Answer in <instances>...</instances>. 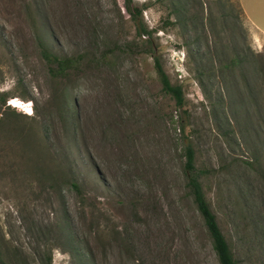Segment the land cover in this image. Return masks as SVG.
Instances as JSON below:
<instances>
[{"label":"rangeland","instance_id":"rangeland-1","mask_svg":"<svg viewBox=\"0 0 264 264\" xmlns=\"http://www.w3.org/2000/svg\"><path fill=\"white\" fill-rule=\"evenodd\" d=\"M133 1L150 47L123 0H0L6 264H219L191 177L237 264H264V38L239 0Z\"/></svg>","mask_w":264,"mask_h":264},{"label":"trees","instance_id":"trees-1","mask_svg":"<svg viewBox=\"0 0 264 264\" xmlns=\"http://www.w3.org/2000/svg\"><path fill=\"white\" fill-rule=\"evenodd\" d=\"M156 2L161 0H155ZM158 3V4H159ZM123 7L124 11L128 14L130 20L133 22L135 26V34L139 37L141 36H147V40L145 41L147 47H150L149 43V37L152 34V30L148 29V27L144 24V22L141 20L142 12H143V6H139L134 3L133 0H123ZM154 50V49H153ZM151 51V57L154 61V67L156 74L158 76L159 82L161 84V88L166 93H169L175 100L176 104L181 107L184 105V96H183V89L181 85L178 84H172L166 75V73L163 70V67L158 59V57L154 54V51ZM41 55L43 58L47 59L48 61L56 60L57 64L62 67V63H60L57 56L51 54L48 52L45 47H41ZM195 77L202 88V90H205V81H209V75L204 69H200L199 67L195 69ZM6 97L4 96V93L0 92V109L2 106L6 104ZM186 163L185 168L187 171L195 170L197 173L202 174V170L195 168V151L192 146L188 145L186 147ZM255 159L246 160L245 163L248 164V166L253 167L252 161ZM203 171H206L205 169ZM191 192L193 196V200L196 204L197 210L200 213L203 223L205 226V229L207 230L210 238H211V245L212 249L217 257L219 264H237L232 250L229 246V243L227 242L223 232L221 231V228L218 224L216 215L211 209L210 203L207 200L202 186L199 181L196 180V178L191 177L190 183ZM66 252H68L70 255L74 256V248L71 247V244L69 243L67 245V248L65 249ZM51 259L45 258L44 261L41 262V264H50ZM25 264H29L28 262L24 261ZM0 264H6V260L4 258V253L0 249Z\"/></svg>","mask_w":264,"mask_h":264},{"label":"crops","instance_id":"crops-1","mask_svg":"<svg viewBox=\"0 0 264 264\" xmlns=\"http://www.w3.org/2000/svg\"><path fill=\"white\" fill-rule=\"evenodd\" d=\"M250 28L264 38V0H239Z\"/></svg>","mask_w":264,"mask_h":264},{"label":"bare ground","instance_id":"bare-ground-1","mask_svg":"<svg viewBox=\"0 0 264 264\" xmlns=\"http://www.w3.org/2000/svg\"><path fill=\"white\" fill-rule=\"evenodd\" d=\"M21 104H22L21 101H19L18 99H12L10 101V105L15 106V107H19L22 109L23 105H21Z\"/></svg>","mask_w":264,"mask_h":264}]
</instances>
